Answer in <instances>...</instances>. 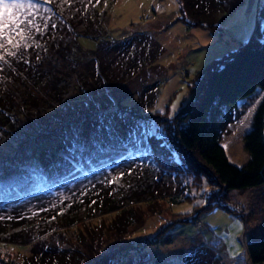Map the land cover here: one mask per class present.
I'll return each instance as SVG.
<instances>
[{
  "label": "rangeland",
  "instance_id": "rangeland-1",
  "mask_svg": "<svg viewBox=\"0 0 264 264\" xmlns=\"http://www.w3.org/2000/svg\"><path fill=\"white\" fill-rule=\"evenodd\" d=\"M52 2L66 22L58 17L53 19L48 5L39 2L44 7L36 23L42 31L33 29L26 41L28 47L21 46L12 51L27 52L34 42H39L43 48L45 41L40 39L53 33L67 34L72 29L74 32L84 27L92 29L89 14L96 11V0ZM232 2L231 8L212 28L189 25L184 18L181 0H102L100 10H106L107 18L102 24L107 32L98 40L80 36L79 42L85 49L97 47L100 59L114 62L118 70L125 69L126 75L130 76L126 78L128 81H122L123 88L116 86V92L124 97L122 104L127 107L134 108L137 101L142 103L139 113L148 115V120L144 117V122L138 123L141 136L147 124L162 126L161 120L164 119L161 118L174 117L193 98L194 89L199 85L196 75L203 66L248 41L259 18L264 24V0ZM114 41L117 46H114ZM120 52L129 58L132 66L126 59L123 62L122 58L116 60V54ZM6 60L12 67L17 65L14 56H8ZM6 66L4 63L2 66L0 61L1 70ZM111 71L113 76L117 74L116 69ZM30 84L35 85L32 80ZM150 85L157 86L156 99ZM21 89L27 99L34 93L28 86L15 85L14 91ZM36 91H45V87ZM261 96L253 100L244 113L230 112L228 120L224 121L226 129L221 143L229 159L239 165L250 158L245 149L244 135L250 129ZM53 101L51 97L43 99L39 108L42 110L32 105L36 110H33L34 114L42 116L33 127L23 129L19 134H14L15 126H11L13 134L0 130V185L15 180L16 170L20 168L41 174L37 173V165L57 166L63 159L77 162L75 156L82 154L83 149L89 152L104 146L107 147L106 157L110 153L118 154L119 161L109 168L115 178V194L121 206L117 210L102 211L87 207L71 192L58 189L51 195L50 191L40 192L44 193L38 198L42 201H23L16 208L28 215L30 230L41 234L40 240H45L48 245L82 248L84 255L90 258L84 264H92L103 250L119 246L122 258L128 259L136 251H124L123 245L133 246L141 238L152 235L161 238L169 233L172 241H160L146 247V258L151 260L150 264H186L185 255L190 251H195L194 255L200 253L198 264L212 263L211 257L207 261L208 256L200 245L215 255L213 264H251L246 246L250 239L264 231V185L245 191L230 190L223 195L204 179L199 181L197 176H189L182 189L180 182L164 174L152 162L132 156L131 142L138 132L127 129L128 122L123 115L102 113L71 126L65 121L71 118L67 111L77 109V105ZM79 107L80 110L90 108L86 103ZM232 116L235 121L230 120ZM168 120L166 124L170 125ZM24 125L28 127L30 124ZM79 167L85 175H90L91 170L99 171L98 166L88 163ZM209 199L224 203L233 211L218 204L207 207ZM5 206L0 204V215L5 214ZM9 207L7 211L10 213L13 204ZM242 213L249 220L238 215ZM115 220L119 227L116 229L113 227ZM23 235H0V264H20L25 256L31 254L33 243H27Z\"/></svg>",
  "mask_w": 264,
  "mask_h": 264
},
{
  "label": "trees",
  "instance_id": "trees-1",
  "mask_svg": "<svg viewBox=\"0 0 264 264\" xmlns=\"http://www.w3.org/2000/svg\"><path fill=\"white\" fill-rule=\"evenodd\" d=\"M232 1L181 0V6L189 25L193 23L213 28L231 8ZM38 2L48 5L53 19L58 17L66 22L55 3H46L45 0ZM101 4L102 0L96 2V11L89 14L93 23L92 29L84 27L74 32L72 29L67 34L60 32L59 35L53 33L52 36H46L40 39L45 41L43 48L39 42H34L27 52L16 53L14 61L17 65L14 67L9 65L8 60L6 63L2 61V66L3 63L7 66L0 69V74L3 72V75H0V130L13 134L11 126H15L17 129L14 134H19L23 129L33 127L37 124L36 120L42 116L34 114L36 110L32 105L39 109L43 99L51 97L63 104L77 105V109L67 111L71 118L68 120L67 117L65 121L71 123V126L79 125L102 113L109 115L117 112L123 115V119L128 122L127 129L140 133L131 142L132 156L138 160L152 162L164 174L167 173L180 182L182 189L189 176H197L199 181L204 179L223 195L230 190L245 191L264 185V24L262 25L261 18L248 41L237 49L212 59L199 70L196 75L199 85L194 89L193 98L181 111L174 117H168L169 120L161 118L164 119L161 120L162 126L153 127L147 124L144 135L141 136L142 132L138 131L137 126L141 121L144 122V117L148 120V115L139 113L143 107L142 103L137 101L134 108L127 107L122 104L124 97L120 92H116V86L123 88L122 81L130 76L126 75L125 69L118 70L114 62L100 59L97 47L85 49L79 42L80 36H90L98 40L101 34L107 32L102 24L106 18V10H100ZM114 43V46H117L115 41ZM116 57V60L122 58L123 62L126 59L128 65L131 64L129 58L124 57L121 52L116 54ZM111 69H116L117 74L113 76ZM31 80L35 85L31 86ZM15 85L25 88L28 86L34 93L29 94L30 99H27L22 89L14 91ZM42 87H45V91H36ZM150 89L156 99L157 86L153 85ZM259 96L261 99L252 116L250 129L244 135L245 149L250 158L239 165L229 159L221 143L222 134L226 129L224 121L228 120L230 112L244 113L247 106ZM80 102L88 104L90 108L80 110L79 106L84 104ZM167 120L171 126L166 124ZM230 120L235 121L234 116ZM28 123L30 125L26 127L24 124ZM102 147H95L89 152L83 149L82 154L75 156L77 162L63 159L57 166L37 165V173L41 174L20 168L16 170L15 175L11 174L16 177L15 180L0 185V204L7 205L8 208L13 204L10 213L5 206V214L0 215V235L11 237L26 232L23 235L26 242L33 243L31 254L25 256L20 264H84L90 259L84 255L82 248L48 245L45 240H40L42 235L30 230L28 215L16 208L17 204L22 205L23 201H42L38 198L44 193L40 192L50 191L51 195L58 189L71 192L73 197L80 198L89 208L102 211L117 210L121 205L116 196L115 178L109 167L119 161L118 154L110 153L106 157L107 147ZM88 159L96 162H89ZM87 163L90 166H98L100 172L91 170L90 175L83 174L79 166H85ZM1 177L0 174V181ZM211 191L213 192V189ZM215 204L233 211L226 204L210 199L206 206ZM238 215L247 217L244 213ZM116 222L115 220L113 224L115 229L119 228ZM160 241H172L171 235L168 233L161 238L152 235L139 239L133 246L123 245L124 251H136V254L128 259L122 258L119 246H113L96 256L92 264H111L110 260L114 261L113 264H150L151 260L146 258V247ZM200 247L203 253L207 254L208 262V259L212 258V263L209 264H213L215 255L207 248L201 245ZM246 248L251 264H264V231L250 239ZM194 252L190 251L185 255L186 264H198L200 253L194 255Z\"/></svg>",
  "mask_w": 264,
  "mask_h": 264
},
{
  "label": "snow or ice",
  "instance_id": "snow-or-ice-1",
  "mask_svg": "<svg viewBox=\"0 0 264 264\" xmlns=\"http://www.w3.org/2000/svg\"><path fill=\"white\" fill-rule=\"evenodd\" d=\"M45 2L51 3L52 0ZM96 2L99 3V0ZM43 7L38 0H0V61L15 56L16 52L12 49L28 47L26 41L33 29L42 31L36 19Z\"/></svg>",
  "mask_w": 264,
  "mask_h": 264
}]
</instances>
